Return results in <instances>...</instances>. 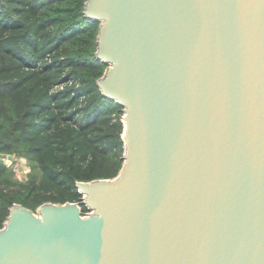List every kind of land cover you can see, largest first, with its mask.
Masks as SVG:
<instances>
[{"label":"water","instance_id":"1","mask_svg":"<svg viewBox=\"0 0 264 264\" xmlns=\"http://www.w3.org/2000/svg\"><path fill=\"white\" fill-rule=\"evenodd\" d=\"M83 12L96 84L122 106V167L78 181L79 201L12 204L0 264H264V0Z\"/></svg>","mask_w":264,"mask_h":264},{"label":"trees","instance_id":"2","mask_svg":"<svg viewBox=\"0 0 264 264\" xmlns=\"http://www.w3.org/2000/svg\"><path fill=\"white\" fill-rule=\"evenodd\" d=\"M84 2L0 0V153L29 165L20 179L0 157V228L12 204L79 201L78 181L122 167L123 110L96 84L107 64Z\"/></svg>","mask_w":264,"mask_h":264},{"label":"rangeland","instance_id":"3","mask_svg":"<svg viewBox=\"0 0 264 264\" xmlns=\"http://www.w3.org/2000/svg\"><path fill=\"white\" fill-rule=\"evenodd\" d=\"M4 160L6 164H11L15 175L18 178L24 179L26 177V173L29 171V165L24 157L15 156L13 160H9L7 157H5Z\"/></svg>","mask_w":264,"mask_h":264}]
</instances>
